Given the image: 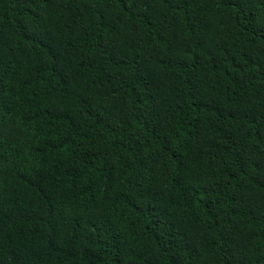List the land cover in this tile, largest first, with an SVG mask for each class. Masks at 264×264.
Masks as SVG:
<instances>
[{
    "label": "trees",
    "instance_id": "1",
    "mask_svg": "<svg viewBox=\"0 0 264 264\" xmlns=\"http://www.w3.org/2000/svg\"><path fill=\"white\" fill-rule=\"evenodd\" d=\"M0 264H264V0H0Z\"/></svg>",
    "mask_w": 264,
    "mask_h": 264
}]
</instances>
